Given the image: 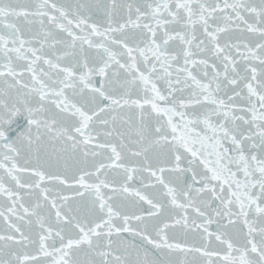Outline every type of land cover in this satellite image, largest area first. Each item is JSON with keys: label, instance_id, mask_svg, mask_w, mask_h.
<instances>
[{"label": "snow or ice", "instance_id": "1", "mask_svg": "<svg viewBox=\"0 0 264 264\" xmlns=\"http://www.w3.org/2000/svg\"><path fill=\"white\" fill-rule=\"evenodd\" d=\"M0 264H264V0H0Z\"/></svg>", "mask_w": 264, "mask_h": 264}]
</instances>
